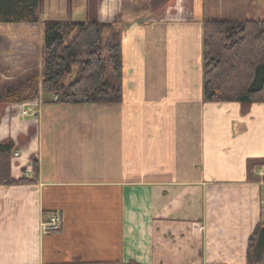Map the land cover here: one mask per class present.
<instances>
[{"label":"crops","instance_id":"1","mask_svg":"<svg viewBox=\"0 0 264 264\" xmlns=\"http://www.w3.org/2000/svg\"><path fill=\"white\" fill-rule=\"evenodd\" d=\"M121 1L119 104L41 95L30 116L28 102L0 103V144H13L1 167L31 182L0 184V264H247L264 102L203 101L202 0H144L131 20ZM227 1L233 21L257 6ZM52 214L60 230L44 234Z\"/></svg>","mask_w":264,"mask_h":264},{"label":"trees","instance_id":"2","mask_svg":"<svg viewBox=\"0 0 264 264\" xmlns=\"http://www.w3.org/2000/svg\"><path fill=\"white\" fill-rule=\"evenodd\" d=\"M40 0H0V24H35ZM202 97L205 103L264 102V19H207L202 29ZM122 39L95 21L46 23L41 73L0 91V103H23L42 94L56 105H116L122 101ZM25 93V96L22 94ZM23 95V96H22ZM13 148L0 144V154ZM255 167V165H253ZM37 177V167L33 168ZM12 180L0 161V184ZM247 264H264V212L248 239Z\"/></svg>","mask_w":264,"mask_h":264},{"label":"rangeland","instance_id":"3","mask_svg":"<svg viewBox=\"0 0 264 264\" xmlns=\"http://www.w3.org/2000/svg\"><path fill=\"white\" fill-rule=\"evenodd\" d=\"M238 1L239 4L243 2V0ZM254 1L257 6L253 8L254 4L252 3V7L248 8L243 15L250 17L249 19H254L255 16L264 19V0ZM118 2L119 0H40L37 23L0 24V91L8 87L18 86L35 71L41 73L43 29L46 23L57 22L63 24L95 21L110 25L112 29L120 32L122 39V31L125 30L123 23L125 22L115 21L116 18L113 19L116 17L114 9L119 5ZM144 2V0H122L120 2L122 6L119 10L120 14L117 11L118 16L120 18L127 16L129 20L135 17L147 16L148 13L144 12ZM202 6L206 15L209 14L206 20H227L229 18L226 10L230 5L227 0H202ZM222 11L224 13H218ZM153 15L157 16L158 14L153 13ZM22 94L25 96V93L22 92ZM40 96L42 100H45V96L48 95L39 91L36 98L27 99L25 102L30 104L25 109L27 111L24 110L22 113L26 112L28 114L31 111L30 116H33L35 113L33 106L37 104L36 101L40 99Z\"/></svg>","mask_w":264,"mask_h":264},{"label":"built area","instance_id":"4","mask_svg":"<svg viewBox=\"0 0 264 264\" xmlns=\"http://www.w3.org/2000/svg\"><path fill=\"white\" fill-rule=\"evenodd\" d=\"M23 114H27L26 112H23ZM258 172H255L254 174L259 177V178H263L264 177V168L260 167L257 169ZM60 219L57 215H49L47 216V218L42 221L41 223V231L44 234L47 233H53V232H58L60 230Z\"/></svg>","mask_w":264,"mask_h":264},{"label":"bare ground","instance_id":"5","mask_svg":"<svg viewBox=\"0 0 264 264\" xmlns=\"http://www.w3.org/2000/svg\"><path fill=\"white\" fill-rule=\"evenodd\" d=\"M256 172H258V171H256Z\"/></svg>","mask_w":264,"mask_h":264}]
</instances>
